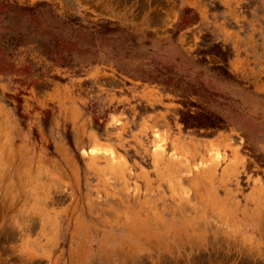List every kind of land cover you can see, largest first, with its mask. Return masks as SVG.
Here are the masks:
<instances>
[{"label": "rangeland", "instance_id": "rangeland-1", "mask_svg": "<svg viewBox=\"0 0 264 264\" xmlns=\"http://www.w3.org/2000/svg\"><path fill=\"white\" fill-rule=\"evenodd\" d=\"M0 264H264V0H0Z\"/></svg>", "mask_w": 264, "mask_h": 264}, {"label": "trees", "instance_id": "trees-1", "mask_svg": "<svg viewBox=\"0 0 264 264\" xmlns=\"http://www.w3.org/2000/svg\"><path fill=\"white\" fill-rule=\"evenodd\" d=\"M184 108L179 109V121L182 123L184 128H221L222 120L219 116L212 113L210 110H207L200 106L197 103H194L191 100L186 101ZM188 105V106H185ZM189 105L195 106L196 110H191Z\"/></svg>", "mask_w": 264, "mask_h": 264}]
</instances>
